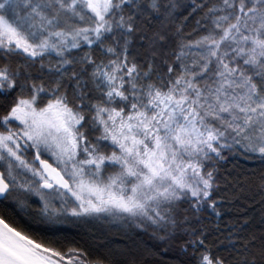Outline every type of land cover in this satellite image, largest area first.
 I'll return each instance as SVG.
<instances>
[{"label":"snow or ice","instance_id":"obj_1","mask_svg":"<svg viewBox=\"0 0 264 264\" xmlns=\"http://www.w3.org/2000/svg\"><path fill=\"white\" fill-rule=\"evenodd\" d=\"M0 264H264V0H0Z\"/></svg>","mask_w":264,"mask_h":264}]
</instances>
